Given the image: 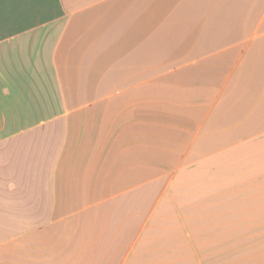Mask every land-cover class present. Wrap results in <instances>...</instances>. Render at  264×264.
Returning a JSON list of instances; mask_svg holds the SVG:
<instances>
[{"label":"crops","instance_id":"obj_1","mask_svg":"<svg viewBox=\"0 0 264 264\" xmlns=\"http://www.w3.org/2000/svg\"><path fill=\"white\" fill-rule=\"evenodd\" d=\"M208 152L264 170V0H0V264L157 261L144 180Z\"/></svg>","mask_w":264,"mask_h":264},{"label":"rangeland","instance_id":"obj_2","mask_svg":"<svg viewBox=\"0 0 264 264\" xmlns=\"http://www.w3.org/2000/svg\"><path fill=\"white\" fill-rule=\"evenodd\" d=\"M175 156L178 166L184 157L185 162L182 160L180 165L185 164L187 169L183 171L178 166L175 170L160 169L155 171L157 178L144 180L145 184L157 179L155 188L143 186L144 191L150 188L157 198L144 208L160 210V214L154 218L157 261L142 264L264 261L263 154L253 155L257 161L254 171L253 165L250 166L253 174L242 164L247 155L234 160L232 157L233 162H239L232 179H227L225 171L216 169L215 155L211 152Z\"/></svg>","mask_w":264,"mask_h":264}]
</instances>
